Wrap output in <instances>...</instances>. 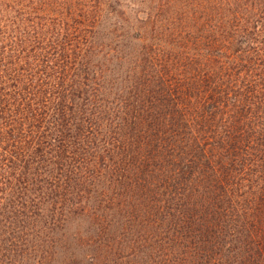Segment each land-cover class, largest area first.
<instances>
[{"label": "trees", "instance_id": "1", "mask_svg": "<svg viewBox=\"0 0 264 264\" xmlns=\"http://www.w3.org/2000/svg\"><path fill=\"white\" fill-rule=\"evenodd\" d=\"M87 206L264 264V0H0V237Z\"/></svg>", "mask_w": 264, "mask_h": 264}, {"label": "rangeland", "instance_id": "2", "mask_svg": "<svg viewBox=\"0 0 264 264\" xmlns=\"http://www.w3.org/2000/svg\"><path fill=\"white\" fill-rule=\"evenodd\" d=\"M75 210L52 228L32 219L14 224L13 232L5 229L0 264H172L171 256L161 255L157 225L90 206Z\"/></svg>", "mask_w": 264, "mask_h": 264}]
</instances>
